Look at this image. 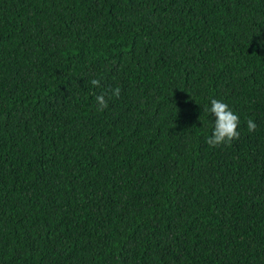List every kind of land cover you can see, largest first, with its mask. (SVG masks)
<instances>
[{"label": "trees", "instance_id": "obj_1", "mask_svg": "<svg viewBox=\"0 0 264 264\" xmlns=\"http://www.w3.org/2000/svg\"><path fill=\"white\" fill-rule=\"evenodd\" d=\"M0 264H264V0H0Z\"/></svg>", "mask_w": 264, "mask_h": 264}, {"label": "clouds", "instance_id": "obj_2", "mask_svg": "<svg viewBox=\"0 0 264 264\" xmlns=\"http://www.w3.org/2000/svg\"><path fill=\"white\" fill-rule=\"evenodd\" d=\"M91 84L94 87H100V81L97 79H93ZM110 92L112 96L118 97L120 95V89L118 87L111 89ZM106 95V91H102L96 95V110L98 112L108 107V101L105 98ZM205 111L214 116L212 132L206 138V143L209 146L216 147L221 144L230 146L233 140L239 139L240 133L237 131L239 117L229 109L227 104L213 98L210 100V107L206 108ZM246 126L248 132H254L256 130V124L251 118L247 120Z\"/></svg>", "mask_w": 264, "mask_h": 264}]
</instances>
